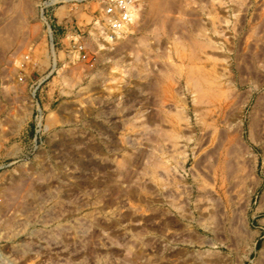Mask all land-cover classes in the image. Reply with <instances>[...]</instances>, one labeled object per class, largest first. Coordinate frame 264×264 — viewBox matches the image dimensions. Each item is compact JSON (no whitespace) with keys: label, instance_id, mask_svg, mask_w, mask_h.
<instances>
[{"label":"rangeland","instance_id":"rangeland-1","mask_svg":"<svg viewBox=\"0 0 264 264\" xmlns=\"http://www.w3.org/2000/svg\"><path fill=\"white\" fill-rule=\"evenodd\" d=\"M0 0V264H264V0Z\"/></svg>","mask_w":264,"mask_h":264},{"label":"built area","instance_id":"built-area-1","mask_svg":"<svg viewBox=\"0 0 264 264\" xmlns=\"http://www.w3.org/2000/svg\"><path fill=\"white\" fill-rule=\"evenodd\" d=\"M133 10L134 0H103L99 16L104 22L105 30L115 32L131 22Z\"/></svg>","mask_w":264,"mask_h":264},{"label":"bare ground","instance_id":"bare-ground-1","mask_svg":"<svg viewBox=\"0 0 264 264\" xmlns=\"http://www.w3.org/2000/svg\"><path fill=\"white\" fill-rule=\"evenodd\" d=\"M135 10H133V12H134ZM134 17V14H132V16H131V21H132V18ZM123 29V28H122ZM116 31H118V30H116ZM107 32V34H109L110 36H113V34H114V32H109L108 30L106 31Z\"/></svg>","mask_w":264,"mask_h":264}]
</instances>
